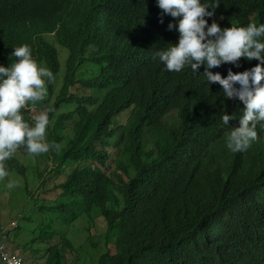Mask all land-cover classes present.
<instances>
[{"label":"trees","instance_id":"16d2710c","mask_svg":"<svg viewBox=\"0 0 264 264\" xmlns=\"http://www.w3.org/2000/svg\"><path fill=\"white\" fill-rule=\"evenodd\" d=\"M201 3L215 10L209 25L264 24V0ZM169 23L178 18L157 0H0V66L26 44L53 74L47 96L21 114L32 126L47 112L46 141L58 149L32 154L31 168L20 146L0 179L31 204L22 221L40 213L39 231L28 228L41 264H264V121L246 151L227 148L245 106L208 83L205 65L167 70L156 53L178 43ZM238 63L210 71L226 77L259 62ZM224 114L234 117L227 125ZM82 220L89 255L70 237ZM2 227L9 252L25 255L23 228Z\"/></svg>","mask_w":264,"mask_h":264},{"label":"clouds","instance_id":"9594fccd","mask_svg":"<svg viewBox=\"0 0 264 264\" xmlns=\"http://www.w3.org/2000/svg\"><path fill=\"white\" fill-rule=\"evenodd\" d=\"M157 3L163 14L178 18V23H169L168 29L175 28L179 39L156 56L168 71L180 72L190 65L197 72L205 65L203 74L208 83H218L225 98H238L244 104L239 126L230 131L226 146L232 152L246 151L257 139V123L264 121V42L260 40L264 36V24L232 25L222 29L215 20L208 24L205 17H213L215 10L208 11L209 7L201 0H157ZM11 55L17 58L16 63L0 66V179L8 175L5 162L20 146H26L34 155L45 153L53 146L59 147L46 141L47 112L37 115L32 126L21 114L29 102L35 104L47 96L46 81L53 78L52 72L38 65L26 44L14 48ZM241 58L259 63L239 73L229 69L226 77L210 71L222 63L239 67ZM233 118L225 114L222 117L226 125ZM14 186L13 183L7 185L8 188Z\"/></svg>","mask_w":264,"mask_h":264},{"label":"rangeland","instance_id":"374dc122","mask_svg":"<svg viewBox=\"0 0 264 264\" xmlns=\"http://www.w3.org/2000/svg\"><path fill=\"white\" fill-rule=\"evenodd\" d=\"M30 156L31 157L26 158L25 161L31 168H33L34 165H36L35 160H34L35 156L32 154H30ZM43 166H41V169L43 168ZM8 182L12 183V180L9 179ZM30 185L35 188L34 183H30ZM0 189H2V190H0V193H1L0 194V226H3L2 227L3 230H6V228H11L13 226H14V228L16 226L23 228L22 231L17 234V238H18L19 242H22L24 244V247L26 248L27 252L25 255L22 254L21 252L18 253V255L23 259L24 264H41V261L37 259V255L35 258L30 257L29 248L36 251L34 253L37 254V251L39 250V242L35 241V243H33V246L31 243H29L33 237H36L37 232H36V235H29L30 230L28 228L30 226V229L39 231L40 221H41L40 216H39L40 213H38L37 211L36 212L34 211V213L32 215L33 221L31 224H30V222L28 223V221H25V222L22 221L21 218L25 214L31 213V211H30V207H31L30 205L31 204L27 203L25 205L23 201H19V199L17 197L18 194H16V195L12 194L11 195L6 190V184H4V183L0 182ZM13 206H14V208H13ZM12 224H14V225H12ZM86 227H87L86 221L82 220V221H80V223L75 225L74 230L70 231L71 240H72V242L76 248L79 247L87 238L88 234L85 230ZM104 229H105V225L100 220L98 222V233L99 234L96 233V236L94 237L95 242L97 243L98 247H100L99 252H103L105 249V237H104L105 235L103 233ZM85 243H88L87 240L83 244H85ZM88 249H89V244H85L82 248V250L89 255L90 251ZM81 254H82L81 255L82 259H84L85 255L83 254V252ZM69 257H70V259L73 258L71 255H69ZM86 259H87V257H86ZM89 260H90V256H89Z\"/></svg>","mask_w":264,"mask_h":264},{"label":"built area","instance_id":"2783aa9c","mask_svg":"<svg viewBox=\"0 0 264 264\" xmlns=\"http://www.w3.org/2000/svg\"><path fill=\"white\" fill-rule=\"evenodd\" d=\"M0 264H24L19 255H13L0 240Z\"/></svg>","mask_w":264,"mask_h":264}]
</instances>
